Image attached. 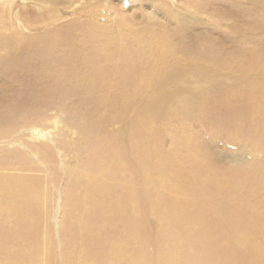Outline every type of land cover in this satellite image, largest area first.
Wrapping results in <instances>:
<instances>
[{"label":"bare ground","instance_id":"bare-ground-1","mask_svg":"<svg viewBox=\"0 0 264 264\" xmlns=\"http://www.w3.org/2000/svg\"><path fill=\"white\" fill-rule=\"evenodd\" d=\"M160 1L159 8L164 9L167 0ZM4 2L0 1V144L18 143L23 139L20 130L47 125L55 109L65 115L67 130H77L71 146L81 164V186L87 195L78 196V185L70 183L68 222L73 243L86 239L85 258L97 264L110 260L111 264H150L151 256H157V264H264V244L257 245L253 235L247 236L251 220L222 203L230 200L232 186L241 180L198 168L203 145L189 129L187 137L175 140L177 154L170 156L171 151L159 146L166 120H174L179 130L192 124L186 120L194 115L193 120L204 119L215 128L230 126L234 139L250 140L264 155V25L255 19L264 17V0H250L249 8L242 6L248 0L203 1L222 3L236 19L229 48L217 38L193 35L194 24L179 11L171 20L177 22L175 27L152 22L151 31L160 29L156 33L102 32L98 20L83 19L79 13L80 18L65 28L45 27L24 37L20 27L7 23L9 8ZM192 2L187 0L188 5ZM35 12L24 9L23 19L36 25L48 18L39 19ZM30 29L38 31V27ZM64 30L68 40L64 35L59 38ZM202 64L209 70L204 71ZM66 83L68 90L63 89ZM35 84L36 88L25 87ZM115 123L116 129L111 127ZM11 153L9 157L20 156L18 151ZM45 153L52 154L48 148ZM184 165L190 167L182 170ZM252 171L246 191L255 196L264 186V166ZM135 175L150 187L142 189L141 203L135 201L132 189ZM125 178H129L127 186L108 182ZM7 181L0 176V209L11 207L23 216L29 214L25 209L34 212L36 192L25 185L18 191L16 182ZM161 182L168 193L164 202L156 190ZM178 193L195 200L177 202ZM202 194H212V199L201 202ZM144 211L158 215L164 225L153 242L143 228ZM19 219L25 228L32 224L31 216ZM123 230L129 234L126 241L121 238ZM9 246V242L0 245L3 264H39L33 246L16 254L8 253Z\"/></svg>","mask_w":264,"mask_h":264},{"label":"rangeland","instance_id":"rangeland-1","mask_svg":"<svg viewBox=\"0 0 264 264\" xmlns=\"http://www.w3.org/2000/svg\"><path fill=\"white\" fill-rule=\"evenodd\" d=\"M189 1H193V4L188 5L187 0L163 1L164 9L159 8L160 0H6L4 5L6 4L9 8L6 18L7 23L20 27L24 37L37 35L42 32V29L44 30L47 27L65 28L68 26V22H74L75 20L73 19L80 18L79 13L82 14L83 19L98 20L96 22L101 29L103 27L102 32L129 34L139 33V31H150L156 33L160 29L157 27V31H151L152 22L160 26L168 24L171 26L170 28L175 27L177 22L171 20L174 17V12L179 11L188 21L194 24L193 35L212 39L217 38V41L226 48L231 47L234 43V38L232 37L236 19L229 14L230 9L226 6L223 7L222 3L217 2L206 5L203 2L205 0ZM242 6L249 8L250 0L244 2ZM178 7L182 11L178 10ZM28 8L32 9V12L36 11L33 14L38 15L39 19L43 16H48V18L45 17V21H36V23L38 22L36 24L38 26H36L34 25L35 21L31 22L23 19L24 9L28 10ZM248 17L253 18L251 16ZM54 18L56 20H53ZM250 18L248 19L250 20ZM255 19L256 21L261 20L264 25V17L257 15ZM51 20L50 25L45 26V22ZM10 25L8 24L9 28ZM31 26L33 29L38 27V31L37 29L32 31L30 29ZM246 34L250 35L251 32L248 31ZM62 35L65 36L64 39L68 40V32L66 30L59 35V38L61 37L62 39ZM99 35L100 37L103 36L101 32ZM202 68L207 71L209 70V65L202 64ZM35 86L37 87L36 84L25 85L26 88ZM67 86L68 84L66 83L63 89L68 90ZM188 86L190 85L186 84V87ZM205 113H210V110ZM51 114H53V119L45 123L47 125L50 123L48 126H38L35 130H20L18 136H22L23 139H18V143L0 144V161L2 162L0 163V176H5L8 179L7 182H16L18 191L25 185L38 195L36 204L33 207V209H37L32 213V210L25 209L29 213L26 216L16 210H12L11 207L0 209V245L9 242L8 253L10 254L29 250L33 246L32 248L35 249V256L39 264H97L95 260L90 261L85 258V238L84 241L79 240L78 243H73L75 238L73 236L72 223L68 222V187L70 183L78 185L76 190L78 196L87 195L84 187L81 186V164L79 160H76L75 149L71 146L78 133L74 128L68 127V130L65 128V124L62 121L65 115L62 112L55 109ZM193 117L194 115H190L186 120L190 119L189 121L192 124L187 125V128L182 126L179 130L176 129L174 120H166L169 123L166 124L164 137H162L163 143L161 142L159 146H162V151L164 152L170 153L171 151L170 156L177 154L175 140L178 137H187V129H189L192 132V136L194 134L199 139V144L203 145L198 157V168H205L222 176H236L241 180L240 184L232 186L230 200L223 199L222 203H228L227 207L229 209H237L245 219L251 220L252 229L246 227L247 236L249 234L253 235L254 238L251 239L256 240L257 245L264 244V238L260 237L261 234H264V186L255 196L246 191L252 176V168L254 166H264L263 153L250 140L242 139V141H239L234 139L233 135H236V133L230 126V128H215L209 121L203 119L200 122V120H193ZM117 124L115 123V126L111 127L116 129L118 127ZM65 132L67 133L66 136L64 135ZM46 148L51 150L52 154H48L49 156L45 153ZM15 151H18L20 156L13 155L9 157V155H12L11 152ZM127 151L129 153V150ZM2 152L4 154H1ZM181 152L183 154L186 153V151ZM4 156L7 157L3 159ZM3 160L7 162H3ZM189 167L184 165L182 170ZM11 178L13 179L11 180ZM108 182H118L119 186H127L129 185V178H125L122 182L120 180L115 182L108 180ZM164 185L165 183L161 182L156 187L157 194L161 199H168V193ZM143 188L149 190L150 187L143 185L140 175H135L132 189L134 194H136L135 201L138 203L143 201L141 196ZM163 199L162 201L164 202ZM174 199L183 203H191L192 200H195L193 196L186 193L174 194ZM211 199L212 194H202L199 197L201 202H208ZM27 216H31L32 224L30 227L25 228L19 224L18 220H20V217L24 218ZM159 219L158 215L144 211V217L142 218L144 222L143 228L151 242L157 239L161 227L164 228ZM112 228L113 225L109 229L112 230ZM94 230L96 231V228ZM79 231L80 235L86 233V229L82 226ZM98 231L99 228L97 227L96 232ZM128 237V232L123 230L121 238L126 241ZM68 254L71 262L66 258ZM157 260V256H151L150 264H157ZM3 261L4 259L0 256V264H3ZM110 261L108 264L112 263V260Z\"/></svg>","mask_w":264,"mask_h":264}]
</instances>
